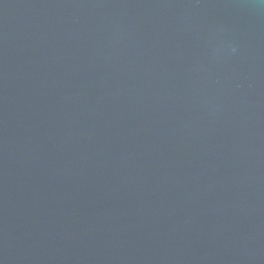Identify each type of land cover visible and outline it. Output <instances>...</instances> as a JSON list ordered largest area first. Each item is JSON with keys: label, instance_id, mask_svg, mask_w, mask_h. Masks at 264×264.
<instances>
[{"label": "water", "instance_id": "95a60500", "mask_svg": "<svg viewBox=\"0 0 264 264\" xmlns=\"http://www.w3.org/2000/svg\"><path fill=\"white\" fill-rule=\"evenodd\" d=\"M0 264H264V0H0Z\"/></svg>", "mask_w": 264, "mask_h": 264}]
</instances>
